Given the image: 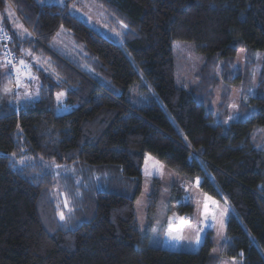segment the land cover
<instances>
[{
  "label": "trees",
  "instance_id": "1",
  "mask_svg": "<svg viewBox=\"0 0 264 264\" xmlns=\"http://www.w3.org/2000/svg\"><path fill=\"white\" fill-rule=\"evenodd\" d=\"M96 1L110 21L127 25L120 45L72 16L67 4L0 0V12L14 8L32 34L20 40L4 31L16 43L18 62L28 48L47 58L57 77L32 66L37 97L18 107L0 100V264H218L207 236L194 253L146 245L134 213L145 154L199 179L204 194L230 206L227 257L264 264V75L243 114L231 123L225 115L216 121L215 86L177 87L172 49L193 43L214 64L231 62L242 49L264 52V0ZM61 28L84 46L82 59L97 79L49 48ZM137 70L162 107L128 100ZM25 77L19 94L29 88ZM61 91L68 107L63 114L55 103ZM9 93L15 95L10 86ZM24 155L32 162L19 165ZM40 162L119 173L122 187L98 192L88 220L70 228L58 219L56 178Z\"/></svg>",
  "mask_w": 264,
  "mask_h": 264
},
{
  "label": "rangeland",
  "instance_id": "2",
  "mask_svg": "<svg viewBox=\"0 0 264 264\" xmlns=\"http://www.w3.org/2000/svg\"><path fill=\"white\" fill-rule=\"evenodd\" d=\"M35 1L40 6H64L67 4L68 12L72 16L82 21L100 36L107 37L118 45L121 44L126 27L110 21L109 16L96 0ZM0 29L4 31L10 29L20 40H29L32 37L29 29L12 7L0 12ZM48 46L51 50L72 61L92 78H98V75H95L82 59L86 57L84 46L77 44L63 28L54 36ZM172 49L177 87L200 88L202 83H208V87L215 86L212 92V111L216 121L225 115L227 123L234 122L244 113L246 99L254 97L256 92H259L258 88L262 82V75H264V52L262 51L242 49L238 51L231 62L225 64L219 60L214 64L205 55L198 53L193 43L177 42ZM22 53L21 59L29 65L30 70H32V66H35V62L38 65L35 68L43 70L48 77L57 81L47 58H42L35 53L32 55L28 48ZM29 53L33 59L28 57ZM210 66H212V71L209 70ZM0 72H3L1 79L3 85L0 83V100L9 101L13 106L18 107L22 102L37 97L36 90L34 93L30 87H27V84L25 90L20 94L12 96L9 92H5L7 83L3 67H0ZM136 72L139 81L127 89L128 100L134 105H139L142 102L145 104L156 102L162 107L143 74L138 70ZM34 80L35 87L38 88L40 81L36 75ZM61 93L63 95L58 102L57 96ZM65 99V91L56 93L55 103L58 107L57 112L60 114L68 111V107L64 103ZM233 103L237 105L236 108L230 107ZM17 160L19 165L32 162V159L27 155L21 156ZM39 164L42 169L50 172L56 178L53 197L58 205V219L62 222L59 213L63 212L70 228H76L88 220V213L90 209L93 210L98 192H114L118 190L117 187H122L120 178L122 176L119 173L112 177L107 173L98 174L95 169L81 165L57 166L42 162ZM146 171L149 173L148 175L145 174ZM198 180L186 178L166 167L154 156L145 154L141 168L140 191L134 201L137 230L145 238L146 245L149 247L184 253L197 252L207 236L212 243L210 256L217 258L218 264H242L241 258L232 259L225 254L227 247L231 244V239L227 234V224L229 218L234 216L232 209L225 201L220 202L210 197L208 212L205 215V198L209 196L200 190ZM132 183L127 188V191L131 192L130 196H133L132 191L135 192L137 188V182ZM65 201L68 202V207H65ZM170 223L173 230L172 235H179L181 239L170 238L168 235ZM197 238H199V243H197Z\"/></svg>",
  "mask_w": 264,
  "mask_h": 264
},
{
  "label": "snow or ice",
  "instance_id": "3",
  "mask_svg": "<svg viewBox=\"0 0 264 264\" xmlns=\"http://www.w3.org/2000/svg\"><path fill=\"white\" fill-rule=\"evenodd\" d=\"M121 26L122 27H127V25H123V24ZM18 27H21L22 28V26H20V25H18ZM0 33H3L5 35V38H7V34H6V32H4L3 29H0ZM7 55H11V54L8 53ZM8 65H12L13 66V70L17 74L16 84H17L18 87L21 85V79H20L21 75H24V76H27L29 78L34 79V77H31L30 76V72L25 71V72L22 73L21 69H28L29 68V65H27L24 60H20L19 61V67H17L16 65L13 64L12 60L6 59L3 64H0V67H7ZM9 82L11 83V81H9ZM4 91L5 92H8L9 89L7 87H5ZM25 95L27 96V93H25ZM62 95H63L62 93L61 94H58V96H57L58 102L60 101V97ZM230 107L236 108L237 105L235 103H233L232 105H230ZM148 159H151V158H148ZM146 164H147V159H146ZM145 174L148 175L149 173L146 171ZM210 200H211L210 197H206L205 198V204H204V208H205V213L204 214L205 215H207V212H208V201H210ZM212 203H215V201H212ZM65 207H68V202L67 201H65ZM59 218H60L61 221H65V215H64L63 212H60L59 213ZM172 231L173 230L171 228V223H170L169 233H168V235L170 236V238L173 239V240H179V239H181V237L179 235H172ZM197 243H199V238H197Z\"/></svg>",
  "mask_w": 264,
  "mask_h": 264
},
{
  "label": "built area",
  "instance_id": "4",
  "mask_svg": "<svg viewBox=\"0 0 264 264\" xmlns=\"http://www.w3.org/2000/svg\"><path fill=\"white\" fill-rule=\"evenodd\" d=\"M6 34H7V38H5V35L3 33H0L1 64H3L6 59H8V60H12L13 64L16 65L17 67H19V62L16 59L14 53L12 52V48L14 45H16V43H14L10 33L6 32ZM34 39L36 40V38H34ZM8 53H10L11 55H7ZM3 68L5 69V71L7 73L8 82L11 81V83L9 82L11 92L15 95L18 94L19 87L16 84L17 74L13 70V66L8 65L7 67H3ZM21 71L23 73L26 71V69H21ZM23 76L24 75H21L20 79Z\"/></svg>",
  "mask_w": 264,
  "mask_h": 264
},
{
  "label": "crops",
  "instance_id": "5",
  "mask_svg": "<svg viewBox=\"0 0 264 264\" xmlns=\"http://www.w3.org/2000/svg\"><path fill=\"white\" fill-rule=\"evenodd\" d=\"M31 53H32V55H33V52H32V51H31ZM35 54H36V53H35ZM59 54H60V53H59ZM73 54H74V53H73ZM32 55L30 54V55H28V57H30L31 59H33V58L31 57ZM74 55H75V54H74ZM40 57L43 58L42 55H40ZM39 60L41 61V59H39ZM19 61H20V60H19ZM34 61H35V59H34ZM34 61H33V62H34ZM34 65H35V67L38 66L37 63L35 64V62H34ZM4 70H5V69H4ZM27 71L30 72V76H31V77H34V76H35L33 70H30V69L28 68ZM2 73H3V72H2ZM5 73H6V72H5ZM25 78H26V81H27V83H28V85H29L31 91L34 92V91L36 90L35 92L38 93L40 86H39L38 88L35 87V84H34V83H35V80L32 79V78H29V77H27V76H26ZM5 82L7 83L6 86H7V88L9 89V85H8V81H7V74H6V76H5ZM31 91H30V92H31ZM8 92H9V91H8ZM35 92H34V93H35ZM33 95H34V94H33ZM199 182H200V181L198 180V186H199Z\"/></svg>",
  "mask_w": 264,
  "mask_h": 264
}]
</instances>
